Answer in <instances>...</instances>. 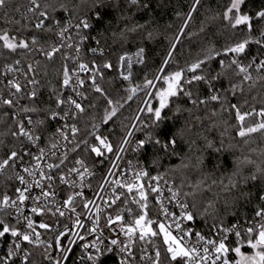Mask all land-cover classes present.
Returning <instances> with one entry per match:
<instances>
[{
	"label": "snow or ice",
	"instance_id": "snow-or-ice-1",
	"mask_svg": "<svg viewBox=\"0 0 264 264\" xmlns=\"http://www.w3.org/2000/svg\"><path fill=\"white\" fill-rule=\"evenodd\" d=\"M249 2L229 0L222 13H215L211 17L216 20L222 15L226 27L243 32V37L221 48L214 45L204 47L184 67L173 68L180 54L177 45H181V38L195 35L186 34L185 29L189 27L192 14L197 12L202 2L193 0L187 13L177 12L181 24L176 35L169 40V46L155 67L152 78L147 75L149 54L143 43L144 39H154L153 31L149 30L152 21L149 18L142 24L130 16H124V6L119 2L105 4L104 0H93L90 15L76 16L75 23L72 22L75 9L70 12L69 5L63 0H30L27 12L32 14V19L22 15L23 24L21 20L9 17L7 11L4 12L5 25L18 26L15 31L7 27L0 29V48L6 52L5 60L11 54L33 50L42 53L47 60H52L56 53H60L65 61L60 71V87L69 90V94L64 95L63 91L53 88L49 100L54 102L55 107H37L40 101L36 88L32 87L25 92L26 85L22 87L19 80L13 77L7 80L8 97L0 96V105L14 110L13 113H5L11 116L12 121V126H9L5 134L10 135L12 141L0 157V175L12 170L15 180L19 182L12 196L5 193L0 197V242L10 240L6 255L0 256V264H16L14 258L19 259V264H35L33 251L24 245L40 247L45 244L43 257L49 264H77L73 258V245L78 240L86 241L89 235L94 238L80 245L83 251L78 258L79 264H104L105 257L114 251L120 254L119 264H264V168L256 165L254 170L245 175L242 167L245 163L254 164V161H240L237 158L227 183H224L223 177L220 178L221 190L229 194L224 198V211L234 218V222L228 225L223 217L213 214L216 212L215 201H207L201 211L196 200L197 193L211 190L212 185L217 183L215 179L207 188L203 187L204 180L189 183L187 187L190 191H183V182L177 188L169 186L168 203L173 209H179L177 213L170 211L161 199L160 181L164 180V173L153 176L150 171L138 164L134 165L129 159L123 169L124 175L121 179L115 178L121 172L120 161L128 151L143 155L151 149L155 157L152 164L157 166L161 155H176L186 147V155L195 156L193 167L198 170L207 166L204 150L216 153L222 151L223 141L221 147L214 148L212 141L197 132L195 135L204 141L200 145L196 139L185 138L187 125L176 127L184 112H192V108L183 106L187 103L195 108L207 106L210 102L219 105L222 112H229L237 122L236 134L242 140L257 132L264 134V100H261L262 106L257 110L255 107L244 108L239 98L236 103L230 99L237 97L238 92L242 94L245 91V82H250L249 88L253 86V72L256 73V79L264 81V5L258 9H249ZM127 3L145 15L152 11V0H127ZM7 8V0H0V9ZM109 8L120 12L125 22L122 28L112 30L109 25L106 29L111 31L113 43L120 41L119 52L108 44L105 32L92 35L94 23H102L105 10ZM58 13H68V18L62 19ZM29 24H32L33 34L20 35L21 29H27ZM41 31L51 34L47 39L55 40L48 48L39 45L40 39L44 37L36 33ZM204 31L202 25L200 32ZM128 34L135 35L130 38ZM125 44L127 48L123 47ZM252 46L256 48L255 53L250 52ZM133 48L135 51H132ZM62 49H71L72 54ZM82 49L87 51L83 52ZM109 50L115 54L114 61L107 55ZM86 55L91 58L86 60ZM69 60L73 65L71 69L67 63ZM20 63L18 59L5 63L4 75L19 72L17 66ZM34 71L33 65L28 64L26 72L22 73L28 85L35 86L38 83L34 76L27 75ZM110 72L121 82H127L125 92L128 93V100L138 91H144L149 99L159 103L158 107H153L145 100V108L139 111L149 114L147 122L137 116L139 128L132 124V131H129V126H125L124 135L115 143L109 135L100 131V125H108L118 111L116 106H112L114 102L106 89L98 83L104 81ZM141 76L140 82H135L134 77ZM86 80L90 81L89 87L103 97L110 107L105 109L100 125L92 117L90 126L85 124L81 129L79 123L87 111L83 101L88 97L79 89L84 87ZM157 83H160L159 88ZM201 89L204 90L203 98ZM21 93L23 95H19ZM73 94L80 99L74 98ZM24 98L29 100L28 106L20 105V100ZM244 103L247 104V101ZM88 106L95 107L91 101ZM17 108L26 114L25 117L15 114ZM29 113L37 115L33 118L27 115ZM211 115L216 116L217 113L213 111ZM256 116L261 118L258 122L246 124L247 118ZM169 122L175 130L166 134L164 129ZM53 123L57 125L54 130ZM136 131L143 132V138H136ZM3 143L0 140V145ZM68 145H71L70 149ZM61 148L64 151L61 152ZM69 151L75 153L71 158ZM106 161L109 167L105 169L103 166ZM181 167H188V164L183 163V158ZM214 167L221 168L218 158ZM128 172H131V178H127ZM93 181H96L95 188ZM164 185H168L167 180H164ZM85 189L92 193L91 198L86 195ZM134 192L131 203L138 206L135 215L132 208L128 207V197ZM150 193L157 194L154 200L158 208L154 211L171 223L166 224L149 217ZM94 199H100L103 205L112 209L104 214L103 228L100 224L101 207L96 206L95 216L89 207ZM78 207L80 211H77ZM249 207L251 216L247 211ZM26 208L31 215L26 214ZM209 209L213 210L212 213ZM66 216L69 220L75 216L73 227L77 231H72L68 224H64L62 229L59 227L60 218ZM209 216L212 224L208 232L197 231V219L207 225ZM34 217H40V220ZM46 218H55L54 224H49ZM87 221H91L90 227H86ZM153 224H156V230ZM38 228L46 233L55 231L54 241L42 240ZM103 229H107L110 235L104 236ZM69 233L71 238L65 247L62 239ZM121 233L126 240L119 238ZM105 240L107 243H104ZM145 244L151 245V254ZM245 246L251 254L242 250ZM54 248L58 253L55 256L52 255Z\"/></svg>",
	"mask_w": 264,
	"mask_h": 264
},
{
	"label": "trees",
	"instance_id": "trees-1",
	"mask_svg": "<svg viewBox=\"0 0 264 264\" xmlns=\"http://www.w3.org/2000/svg\"><path fill=\"white\" fill-rule=\"evenodd\" d=\"M63 2L69 5L70 12L75 9V16L72 18V22H76V16H85L90 14L93 0H63ZM119 2L123 4L125 11L124 16H130L133 20H137L140 23H145L149 18L151 19V25L149 30L153 31L154 39L149 41L147 39L143 40L144 45H146L149 58L147 60L148 69L147 75L152 78L155 71V67L159 64L160 58L164 55L166 49L169 46V40L176 35L179 25L181 24V19L177 18L176 13H187L189 7L193 4V0H152V11L149 15H145L143 12H138L135 7L130 6L127 0H104L105 4H116ZM202 6L197 7V12L194 13L193 19L186 29L185 33H195L190 38L185 35L181 40V45H178L177 49L180 54L176 57L175 64L172 65L173 68L176 66L184 67L188 61L194 58L202 48L209 45H214L216 48H221L227 43L234 42L236 39L244 36L243 32L230 29L226 27L225 22L222 19V15L219 19L213 20L211 17L215 13H222L227 6L229 0H201ZM8 8L0 9V29L7 27L10 31H15L18 27L14 24L5 25L3 14L5 11L8 12L9 17L21 20V24L24 23L22 20V15H27L32 19V14L27 12V7L29 6L30 0H7ZM261 5H264V0H250L248 4L249 9H258ZM19 9V11H17ZM62 19L68 18V13H58ZM124 21L121 19V13L115 11L112 8L105 10L104 21L99 24L94 23L92 29V35H97L99 32H105L108 37V44L111 45L112 49L117 52L121 51L120 41L117 40L113 43L111 31L107 30L108 26L111 25L112 30H116L124 27ZM204 26L205 31L200 32L201 26ZM33 34L32 24L28 25L27 29H21L20 35L31 36ZM41 38L39 45L48 47L50 44L54 43V39H47L51 34H45L42 31L36 33ZM131 38L135 34H128ZM146 35V34H145ZM139 42V41H138ZM38 45V46H39ZM123 47L127 48L128 45L125 44ZM255 46L250 49L251 53H255ZM62 51L67 52L66 49ZM87 50L85 49V52ZM132 51H135L133 48ZM5 50L0 48V96L8 97L9 89L6 87L7 80L9 78L15 77L19 80L24 91H28L32 87H35L39 96L40 103L37 107H55L53 101L49 100L52 95V89L55 88L59 91H63L64 95H67V89H61V78L60 71L62 70V65L65 61L61 58V54L57 53L54 55L52 60H47L45 57H40L37 51H29L27 53L18 52L16 54H11L8 59L5 60ZM111 60H115V54L112 50L107 53ZM86 60L90 59V55L85 56ZM13 59H18L21 61L19 67V72L10 73L7 76L4 75V65L5 63H11ZM99 59V57H97ZM69 68H72L71 61H67ZM32 64L35 69L34 72L28 73L29 77L34 76L38 83L33 85H28L26 79L22 73L26 72L27 65ZM253 78L255 83L251 88L248 87L250 82L244 83L245 91L237 93V97H230L233 103L237 102L239 98V103L247 109L255 107L257 110L262 106L261 100H264V81L256 79V73L253 72ZM142 76L139 78L134 77L135 82L139 83ZM236 79H239L238 77ZM98 83L106 89V92L113 100V105L118 108L117 116L110 121L108 125H100L101 119L104 115L106 108L110 107L107 105L105 99L101 97L98 93H95L89 86L86 88L88 101L85 105L87 111L85 113L84 119L80 121L79 126L81 129L84 128L85 124H90L93 122L92 117L95 118L94 122L100 125V131L106 135H109L110 139L115 143L119 140L121 136L124 135V127L130 126L133 121L137 111L139 110L144 98L145 92L138 91L133 95L131 100L127 99L128 93L125 92V88L128 87L127 82H121L118 77H114L113 73H108L104 81H98ZM160 87V83L157 88ZM204 90L201 89V95L203 98ZM23 95V93L19 94ZM89 101H91L95 107H89ZM247 101V104L244 102ZM29 100L27 98L20 100L21 106H28ZM150 104L153 107H158L159 103L155 99H151ZM122 105V107H120ZM187 108H192V112H184L182 118L176 123V127H183L187 125L188 131L185 134V138L196 139L198 144L203 145L204 141L195 135L199 132L203 136L207 137L209 141L213 142L214 148L221 147V141H223L222 151L220 153L213 152L212 150H204L203 155L206 161V167L201 170L193 167L195 163V156L192 154H187V148L184 151L179 152L176 155L163 156L161 155L159 164L153 166L152 161L155 158L151 149H148L143 155H136V161L143 163L147 170L150 171L151 175L155 176L158 173H164V180H167L179 187L181 183H184L183 191H190L187 187L189 183L195 184L197 180H204V188H207L212 184V179H215L217 183L212 185L210 191L197 193L196 200L198 205H200L201 211L203 206L207 204V201H215L214 207L216 212L215 215H219L224 218L226 225L234 222V218L226 214L225 208V197L229 194L222 191L220 187V178H224V183H227V177L231 174L233 169V162L239 158L240 161L252 160L254 164H243V172L245 175L249 174L250 170H254L256 165L264 168V134L257 132L252 134V136L242 140L237 134L236 124L233 116L229 112H222L219 105L214 102H210L207 106L200 105L199 108H195L190 103L183 105ZM20 112L21 117H25L26 114L19 111L18 108L15 110ZM215 111L216 116H212L211 113ZM13 109H8L7 106L0 105V140L4 141L0 145V157L8 150V145L12 141L10 135H6L9 126H12L11 116L5 115V113H13ZM27 115L36 117L37 114L29 113ZM42 117V114H40ZM149 114L145 112L142 120L146 123V117ZM261 118L249 117L246 119V124H251L253 122H258ZM140 126V124H139ZM139 128V127H138ZM108 129H111L108 131ZM173 124L168 123L167 127L164 129L166 134H170L174 131ZM136 137H143V132H136ZM231 145V147H229ZM211 153V154H210ZM183 163L188 164V167H181ZM216 158L219 159L221 163V168L216 169L214 167L216 163ZM210 161V163H209ZM251 182L249 183V186ZM16 185L14 183V175L12 170H7L3 175H0V196L7 192L14 191ZM217 194L219 199H217ZM202 202V203H201ZM212 209L209 212L212 213ZM249 216H251V207L247 209ZM212 224V218L209 216L207 218V225L197 219L196 226L202 233H207L209 226ZM247 254H251V251L245 246L243 249Z\"/></svg>",
	"mask_w": 264,
	"mask_h": 264
},
{
	"label": "built area",
	"instance_id": "built-area-1",
	"mask_svg": "<svg viewBox=\"0 0 264 264\" xmlns=\"http://www.w3.org/2000/svg\"><path fill=\"white\" fill-rule=\"evenodd\" d=\"M88 15H90V14H88ZM88 15H85V17H87ZM92 19L94 21V17ZM66 51H68V54L69 55L72 54V50L71 49H66ZM82 51L85 52V49H82ZM37 53L39 54L40 57H45L42 53H40L38 51H37ZM71 64H72V62H71ZM72 67H73V65H72ZM81 76L83 77L84 74H81ZM89 84H90V81L86 80L84 87L82 89H79L80 91H83L86 96H87L86 88L89 86ZM68 94H69V90L67 92V95ZM73 96L76 99H80L79 97H75V94H73ZM145 100H148L149 103L151 101V99H149V97L145 96V98H144V100H143V102H142V104H141V106H140L139 109L145 108V106H146L145 103H144ZM87 101H88V99L87 100H84L83 101V104L86 105ZM15 114L18 117H21L20 112L15 111ZM144 114H145V112L144 113H141L138 110L137 113H136V115H135V117H134V119H133V121L131 122L130 125L135 124L137 126V128H138L139 127V124H140V121H138L136 119V117L139 116L141 118V120H142V117H143ZM25 123H26V120H25ZM56 126L57 125L55 123H53L52 129L54 130V128ZM127 130L132 131V129H131L130 126L128 127ZM136 132H134V136L135 137H136ZM136 138H143V137H136ZM41 146H43V145H41ZM68 148L70 149L71 148V145H68ZM33 151H35V149H33ZM60 151L62 152V151H64V149L61 148ZM73 155H75V153H72L71 151H69V158H71ZM136 155H137L136 153H133L131 151H128L127 153L124 154L123 159L120 161L121 172L116 175V177H115L116 179H121V177L124 175L123 169L125 168V165H126V163H127V161L129 159L132 160V162H133L134 165L138 164L139 167L145 168L147 170L146 166L143 163H140V162L136 161V159H135ZM103 167L105 169L109 167L107 161L105 162V164H104ZM17 171H19V169H17ZM127 178H131V172H128ZM14 183H15L16 187L19 186V182L17 180H15V178H14ZM160 184L162 186V196H161V199L163 200V203L169 208L170 211H176L178 213L179 212V209L178 208L173 209L172 206L168 203V197L170 196V193H168L167 188L169 186H172V187L176 188L175 185L173 183L169 182V181H168V185H164V180H161L160 181ZM95 187H96V181H93V188H95ZM36 191H38V190H36ZM120 191H126V190L121 189ZM85 192H86V195L88 197H90V198L92 197V193L89 192L87 189H85ZM7 194H9L10 196H12L14 194V191L7 192ZM134 194H135V192L133 194H130L129 197H128V200H129L128 207L132 208L133 215H135L137 213V211H138V206L136 204H132L131 203V197ZM61 195H63V193H61ZM156 195L157 194H154V193H150V195H149V217L152 218V219H154V220H156V219L162 220L166 224L167 223H171L170 220H164L162 216H158L157 211H154V209H157L158 208V206L155 205V200H154V197ZM2 196H0V197H2ZM26 203H30V202H26ZM117 203L119 204V202H117ZM96 206H99L102 209L100 224H101V226L103 228V225L105 223V215L104 214L105 213H108V212H111L112 209L107 208L105 205H103V203H102V201L100 199H94V203L89 206L90 209H91V211H92V215L93 216H95V214H96ZM77 211H80V208L79 207L77 208ZM25 212H26V214L31 215V212H30V210L28 208L25 209ZM124 215H125V217L127 219V213L126 212L124 213ZM81 218L82 219H86L85 217H81ZM34 219H36L37 221H39L40 220V217H34ZM46 219H47V222L49 224H54L55 218H50V219L49 218H46ZM74 219H75V216H73L72 220H69L67 218V216L66 217H63V218H60V225H59V227L62 229L63 226H64V224H68L69 227L72 228V231H74V232L77 231V229L75 227H73V221H74ZM90 226H91V221H87L86 227H90ZM156 227H157L156 224H153V229L154 230H156ZM195 227H196V230L199 231V229H198V227L196 225H195ZM37 231H40L41 232V234H42V236H41L42 240H44V241L47 242V241H49L51 239V240L54 241L55 234H56L55 231H53L52 233H46L44 230L39 229V228L37 229ZM116 231H118V229H116ZM103 234H104V236L110 235V233H109V231L107 229H103ZM112 234H114V233H112ZM70 238H71V233H69L68 236H66V237H64L62 239V245L65 246V247H67L68 239H70ZM93 238H94L93 236L89 235V236H87L86 241H79L78 240L77 243L75 245H73V258H75L77 260V264H79V259L78 258L81 255V252L83 251V249L80 247V245L82 243H84V242H90V241H92ZM119 238L122 241L123 240H126V237H124V235L122 233L120 234V237ZM9 242H10V240H8V239H6L3 242H0V256H5L6 255V253H7V243H9ZM104 243H107V241L105 240ZM157 243H159V241H157ZM24 246L27 247V248H29V249H31L33 251L32 259L35 261V264H49V262L47 260H45L44 257H43V252H44V248H45L46 244L45 245H41L40 247H34L33 245H24ZM144 246L149 248V250H150L149 254H151V245L145 244ZM137 251H138V248H137ZM57 254L58 253L55 251V248H54L52 250V255L55 256ZM14 259L16 260V264H19V259L18 258H14ZM119 259H120V254L118 252L114 251L112 254L107 255L105 257L104 264H119Z\"/></svg>",
	"mask_w": 264,
	"mask_h": 264
},
{
	"label": "rangeland",
	"instance_id": "rangeland-1",
	"mask_svg": "<svg viewBox=\"0 0 264 264\" xmlns=\"http://www.w3.org/2000/svg\"><path fill=\"white\" fill-rule=\"evenodd\" d=\"M194 14V13H193ZM183 38V37H182ZM182 38H181V40H182ZM177 47H178V45H177ZM158 85H159V83H158ZM158 85H157V87H158ZM153 91H155V89H153ZM250 254V253H249Z\"/></svg>",
	"mask_w": 264,
	"mask_h": 264
},
{
	"label": "water",
	"instance_id": "water-1",
	"mask_svg": "<svg viewBox=\"0 0 264 264\" xmlns=\"http://www.w3.org/2000/svg\"><path fill=\"white\" fill-rule=\"evenodd\" d=\"M193 15H194V14H193ZM193 15H192V16H193ZM189 24H190V22H189ZM185 31H186V29H185ZM157 85H158V83H157Z\"/></svg>",
	"mask_w": 264,
	"mask_h": 264
},
{
	"label": "bare ground",
	"instance_id": "bare-ground-1",
	"mask_svg": "<svg viewBox=\"0 0 264 264\" xmlns=\"http://www.w3.org/2000/svg\"><path fill=\"white\" fill-rule=\"evenodd\" d=\"M193 15V14H192Z\"/></svg>",
	"mask_w": 264,
	"mask_h": 264
}]
</instances>
